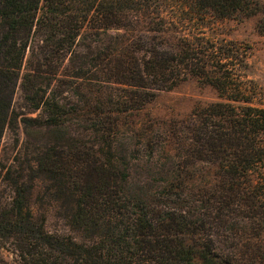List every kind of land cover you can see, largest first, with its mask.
Masks as SVG:
<instances>
[{
	"label": "trees",
	"instance_id": "trees-1",
	"mask_svg": "<svg viewBox=\"0 0 264 264\" xmlns=\"http://www.w3.org/2000/svg\"><path fill=\"white\" fill-rule=\"evenodd\" d=\"M41 1L0 0V136L33 28L49 27L55 32L52 38L65 37L71 49L89 16L75 17L73 24L71 9L63 8L68 1ZM124 2L95 1L94 17L101 29H118L125 23ZM190 2L217 18L254 19L257 31L264 34V0ZM127 55L117 58L115 72L103 70L105 61L111 67L115 56L98 53L92 59L94 67H101L98 85L118 83L135 89L122 104L133 101L132 106H138L136 89L171 90L194 77L218 92L221 101L194 112L185 127L183 152L202 164L194 171L195 179L187 183L184 161L168 156L161 169L164 179L156 189L130 184L117 155L104 159L103 145L96 150L100 158L90 173L80 168L75 176L48 152L38 168L52 173V187L67 202L72 232L44 230L43 219L34 218L25 191L18 187L10 209L0 213V239L13 243L22 264H264V107L235 87L233 72L224 69L231 57L219 55L213 45L206 53L177 40L137 62ZM22 85L29 94L27 79ZM94 102L74 110L105 141L119 126L109 120L114 102ZM44 106L50 124L64 123L63 105L52 100Z\"/></svg>",
	"mask_w": 264,
	"mask_h": 264
},
{
	"label": "rangeland",
	"instance_id": "rangeland-1",
	"mask_svg": "<svg viewBox=\"0 0 264 264\" xmlns=\"http://www.w3.org/2000/svg\"><path fill=\"white\" fill-rule=\"evenodd\" d=\"M66 1L63 8L71 9L73 24H77L75 17L81 19L84 13L89 16L71 49L65 44V37L52 38L55 32L49 31V27L33 28L35 33L29 39L20 76L9 97L10 115L0 136V213L10 209L16 188L21 187L34 218L38 222L43 219L44 230L55 234L71 233L72 226L67 202L52 187V173L38 168L46 153L79 176L80 168L86 174L97 164L100 155L96 150L103 145L107 151L104 159L117 155L130 184L153 189L164 179L162 164L169 156L176 162L184 161L188 183L195 179L194 171L202 164L183 152L184 134H188L185 127L194 112L221 101L212 86L194 77L171 90L136 89L142 95L141 98L133 94L138 106H132L133 101L122 104L135 89L118 83L98 85L101 67H94L92 60L98 53L116 57L111 67L106 65L107 61L103 66L104 71L110 68L115 72L117 58L128 54L127 58L137 62L154 49H168L177 40L190 42L197 51L206 53L213 45V51L231 57L224 69L233 72L235 87H242L253 104L264 107V34L257 31L254 19L217 18L191 6V0H125L122 5L127 15L125 23L118 29L103 30L94 17L96 0ZM24 79L31 85L29 94L22 85ZM97 99L114 102L109 120L119 125L105 141L77 112L87 101ZM52 100L64 106L61 118L64 123L60 125L49 123L44 102ZM1 260L6 264H22L13 243L2 239L0 264H3Z\"/></svg>",
	"mask_w": 264,
	"mask_h": 264
}]
</instances>
